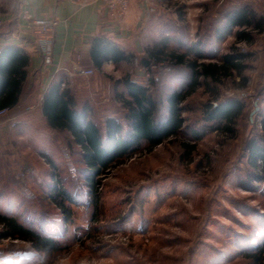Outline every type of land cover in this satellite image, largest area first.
Here are the masks:
<instances>
[{
	"label": "rangeland",
	"instance_id": "rangeland-1",
	"mask_svg": "<svg viewBox=\"0 0 264 264\" xmlns=\"http://www.w3.org/2000/svg\"><path fill=\"white\" fill-rule=\"evenodd\" d=\"M152 1L142 14V23L148 24L140 31L144 51L132 56L129 73L148 86L162 112L167 95L186 86L190 71L167 60L151 61L143 69L140 60L148 48L164 39L167 51L188 52L193 46L204 60H214L235 42L234 33L216 38L227 12L246 6L264 18V0ZM106 8L116 17L127 10L120 14L118 8ZM252 32L250 44H235L251 54L245 60L247 84L239 88V77L222 78L216 84L218 99L201 85L183 103L185 123L177 136L102 171L97 203L88 190L80 146L67 131L34 118L35 126L20 124L9 111L1 116L9 117V130L0 136V213L53 238L57 247L39 250L28 241L0 237V264H264V250L257 249L264 240V181L254 176L262 172L251 165L246 150L247 140L262 137L264 30ZM124 90L111 82L104 100L98 99L100 91L88 94L90 118L101 132L107 116L127 129L126 109L117 96ZM229 98L244 103L236 136L202 131L205 123L212 124L205 120L203 105ZM192 128L200 130L199 139L190 137ZM183 141L196 144L189 155ZM56 183L72 200L67 193L57 195Z\"/></svg>",
	"mask_w": 264,
	"mask_h": 264
},
{
	"label": "trees",
	"instance_id": "trees-1",
	"mask_svg": "<svg viewBox=\"0 0 264 264\" xmlns=\"http://www.w3.org/2000/svg\"><path fill=\"white\" fill-rule=\"evenodd\" d=\"M253 30L258 32L264 30V18L257 17L249 7H239L227 12L222 25L215 29L216 38L234 33L235 42L231 44L228 52L214 60H204L203 55L193 46L188 52L167 51V41L164 39L148 48L147 56L140 60L144 66H150L151 61L162 63L166 60L172 65H184L190 71L189 80L184 88L173 90L167 95L165 112L160 110L159 101L151 96L147 85L133 80L130 74L116 80L115 84L121 83L125 89L117 96L126 109L124 117L127 129L115 116H107L104 119V131L101 132L90 118L91 107L87 102L78 107L67 87H61L58 82L49 86L42 97L43 116L51 128L67 131L73 141L80 146L82 161L86 167V183L95 203L100 197V175L103 170L142 149L151 151L182 131L185 123L182 116V111L185 110L183 103L201 85H205L213 97L218 99L216 84L221 82L222 78L239 77L236 84L239 88L247 84L248 77L244 74L247 68L245 60L251 54L240 51L235 44L237 42L250 44L253 41ZM193 52L195 56L190 57V53ZM91 54L97 64L106 59L119 61L132 58L131 54H125L102 38L94 40ZM26 63L27 57L17 48L6 47L0 51V109L11 108L17 103L25 77L22 66ZM154 81L151 79V82ZM203 106L205 120L212 124L205 123L201 127L202 131L206 129L215 131L229 138L236 136V121L244 109L242 101L229 98L216 104L208 102ZM260 115L262 137L247 140L246 150L251 165L260 167L262 172L261 175L254 176L264 181V110L260 111ZM189 134L195 140L201 137L199 129H189ZM182 146L186 149V155H189L196 144L183 141ZM53 189L57 195L67 193L66 190L59 189L57 183ZM67 195L72 200L68 193ZM0 227L2 230L0 237L25 240L39 250H53L57 247V242L53 238L42 236L39 232L26 227L15 216L0 213ZM257 249L260 252L264 250V240ZM257 259L255 257V260Z\"/></svg>",
	"mask_w": 264,
	"mask_h": 264
},
{
	"label": "crops",
	"instance_id": "crops-1",
	"mask_svg": "<svg viewBox=\"0 0 264 264\" xmlns=\"http://www.w3.org/2000/svg\"><path fill=\"white\" fill-rule=\"evenodd\" d=\"M150 4L155 3L152 0H130L124 15L116 17L107 10L103 0H0V51L13 47L27 57V63L22 66L25 77L21 92L17 103L9 108V117H17L20 124L27 122L35 126L34 118L53 129L43 116L41 105L44 93L57 82L71 91L78 107L86 102L89 104L88 94L92 95V91H100V98H97L101 101L109 97L106 90L111 82L130 74L131 60L106 59L97 64L91 54L94 40L106 39L125 54H141L144 49L140 31L148 25L142 23V14L144 5ZM23 5L34 18L57 21L49 65L44 64L38 52L30 23L15 18ZM159 19L154 17L152 20ZM2 62L5 64V60ZM86 69L93 72L84 75L82 71ZM9 117H0V136L9 130Z\"/></svg>",
	"mask_w": 264,
	"mask_h": 264
},
{
	"label": "built area",
	"instance_id": "built-area-1",
	"mask_svg": "<svg viewBox=\"0 0 264 264\" xmlns=\"http://www.w3.org/2000/svg\"><path fill=\"white\" fill-rule=\"evenodd\" d=\"M104 3L111 9H119L118 11L123 12L128 7L129 0H103ZM121 10V11H120ZM154 8L151 7L145 11V16L147 17ZM119 14V15H120ZM16 19L24 20L30 23L33 28V31L36 35V45L39 53L42 55L43 60L46 64H50L52 61V43H53V33L54 25L56 22L50 18H34L27 7L24 5L15 16ZM136 61V60H135ZM137 62V61H136ZM145 69L144 65H140ZM84 75H89L92 73L91 69L83 70ZM9 108L0 109V117L4 114H7Z\"/></svg>",
	"mask_w": 264,
	"mask_h": 264
},
{
	"label": "snow or ice",
	"instance_id": "snow-or-ice-1",
	"mask_svg": "<svg viewBox=\"0 0 264 264\" xmlns=\"http://www.w3.org/2000/svg\"><path fill=\"white\" fill-rule=\"evenodd\" d=\"M22 255H24V256H26V257H28L26 254H22Z\"/></svg>",
	"mask_w": 264,
	"mask_h": 264
}]
</instances>
